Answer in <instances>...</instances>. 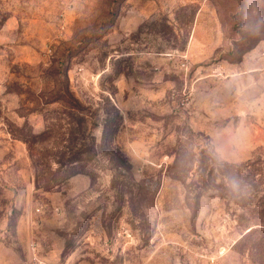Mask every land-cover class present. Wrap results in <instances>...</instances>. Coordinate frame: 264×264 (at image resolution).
I'll use <instances>...</instances> for the list:
<instances>
[{
	"label": "rangeland",
	"instance_id": "obj_1",
	"mask_svg": "<svg viewBox=\"0 0 264 264\" xmlns=\"http://www.w3.org/2000/svg\"><path fill=\"white\" fill-rule=\"evenodd\" d=\"M0 264H264V0H0Z\"/></svg>",
	"mask_w": 264,
	"mask_h": 264
},
{
	"label": "clouds",
	"instance_id": "obj_2",
	"mask_svg": "<svg viewBox=\"0 0 264 264\" xmlns=\"http://www.w3.org/2000/svg\"><path fill=\"white\" fill-rule=\"evenodd\" d=\"M228 187L235 194L242 193V182L238 178H230L228 181Z\"/></svg>",
	"mask_w": 264,
	"mask_h": 264
}]
</instances>
